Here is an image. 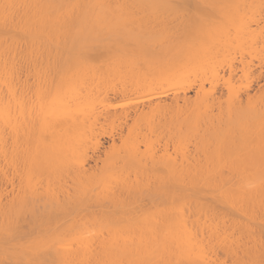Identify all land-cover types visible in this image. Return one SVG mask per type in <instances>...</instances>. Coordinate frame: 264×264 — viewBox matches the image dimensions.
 Masks as SVG:
<instances>
[{
    "label": "bare ground",
    "instance_id": "6f19581e",
    "mask_svg": "<svg viewBox=\"0 0 264 264\" xmlns=\"http://www.w3.org/2000/svg\"><path fill=\"white\" fill-rule=\"evenodd\" d=\"M262 10L0 0V264H259Z\"/></svg>",
    "mask_w": 264,
    "mask_h": 264
},
{
    "label": "snow or ice",
    "instance_id": "6c2138e0",
    "mask_svg": "<svg viewBox=\"0 0 264 264\" xmlns=\"http://www.w3.org/2000/svg\"><path fill=\"white\" fill-rule=\"evenodd\" d=\"M262 11H264V10H262ZM202 19H203L202 17L198 18V21L202 20ZM4 23H5V25H7V23H8L7 17H5ZM192 23H193V21L189 20L188 21V26H191ZM262 23H264V20H262ZM260 34L262 36H264V28H261ZM262 43H264V42H262ZM262 52H264V48H262ZM261 61H262L261 65H260V67H261V79H264V55L261 56ZM226 85L231 87V85L228 82H226ZM241 85H242V87L245 86L243 84V81H241ZM260 90H261L262 93H264V84H261ZM9 264H10V262H9ZM22 264H48V262L47 261H43V260H37V259H29V260H27L25 262H22ZM53 264H55V262H53ZM233 264H237V262L234 261ZM259 264H264V259H262L259 262Z\"/></svg>",
    "mask_w": 264,
    "mask_h": 264
},
{
    "label": "rangeland",
    "instance_id": "374dc122",
    "mask_svg": "<svg viewBox=\"0 0 264 264\" xmlns=\"http://www.w3.org/2000/svg\"><path fill=\"white\" fill-rule=\"evenodd\" d=\"M252 24H253V23H252ZM259 82H261L260 79H259ZM255 85H256V83H255V82H252V83H251V86H252V87H250V89L253 90V89L256 87ZM254 86H255V87H254ZM253 87H254V88H253ZM250 91H251V90H250Z\"/></svg>",
    "mask_w": 264,
    "mask_h": 264
}]
</instances>
